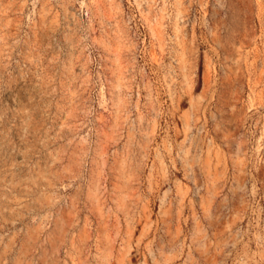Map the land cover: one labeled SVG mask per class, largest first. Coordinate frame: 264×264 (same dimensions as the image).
I'll return each instance as SVG.
<instances>
[{
    "label": "rangeland",
    "instance_id": "rangeland-1",
    "mask_svg": "<svg viewBox=\"0 0 264 264\" xmlns=\"http://www.w3.org/2000/svg\"><path fill=\"white\" fill-rule=\"evenodd\" d=\"M0 264H264V0H0Z\"/></svg>",
    "mask_w": 264,
    "mask_h": 264
}]
</instances>
